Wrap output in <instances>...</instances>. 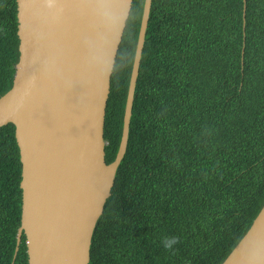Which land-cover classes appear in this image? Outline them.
Returning <instances> with one entry per match:
<instances>
[{"label":"trees","instance_id":"obj_1","mask_svg":"<svg viewBox=\"0 0 264 264\" xmlns=\"http://www.w3.org/2000/svg\"><path fill=\"white\" fill-rule=\"evenodd\" d=\"M143 4L133 0L111 74L107 163L122 136ZM17 25L16 0H0V97L19 60ZM21 170L8 123L0 127V264L14 257ZM263 205L264 0H152L127 148L88 264H222ZM13 264H28L24 233Z\"/></svg>","mask_w":264,"mask_h":264},{"label":"water","instance_id":"obj_2","mask_svg":"<svg viewBox=\"0 0 264 264\" xmlns=\"http://www.w3.org/2000/svg\"><path fill=\"white\" fill-rule=\"evenodd\" d=\"M16 3L20 55L13 85L0 97V127L15 126L22 164L11 264L23 233L28 264H88L95 225L127 148L152 0H144L122 136L110 163L106 105L133 0ZM222 264H264V205Z\"/></svg>","mask_w":264,"mask_h":264},{"label":"clouds","instance_id":"obj_3","mask_svg":"<svg viewBox=\"0 0 264 264\" xmlns=\"http://www.w3.org/2000/svg\"><path fill=\"white\" fill-rule=\"evenodd\" d=\"M176 243V238L175 237H172V238H169V239H166L163 244H164V247L165 248H170L173 244Z\"/></svg>","mask_w":264,"mask_h":264}]
</instances>
